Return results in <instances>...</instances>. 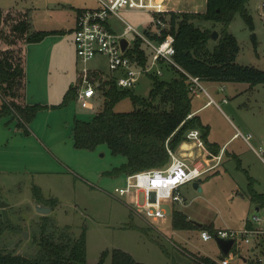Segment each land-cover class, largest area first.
Listing matches in <instances>:
<instances>
[{
    "label": "rangeland",
    "instance_id": "1",
    "mask_svg": "<svg viewBox=\"0 0 264 264\" xmlns=\"http://www.w3.org/2000/svg\"><path fill=\"white\" fill-rule=\"evenodd\" d=\"M96 4V0H0V9L34 10L37 13L36 24L45 28L69 29L77 9L96 7ZM263 6L264 0L246 2L245 8L252 18V28L239 12L227 26V31L238 41L236 62L260 70L264 69ZM120 15L139 31L146 26L155 29L153 23L148 24L152 19L148 11L122 10ZM111 24L117 33L122 32L125 26L117 18L111 19ZM195 24L201 29H211V32L216 30L220 33L223 28L221 22L211 20H196ZM62 32L64 31L56 33L67 36L59 45L56 44V49L62 45L67 51V45L72 43V33ZM135 37L136 34L131 32L127 39L133 43ZM214 43L211 39L210 48ZM44 44H49V40H44ZM7 47V43L0 38V54ZM146 51L149 52L147 49ZM34 54L33 51L32 55ZM73 59V69L66 68L65 63L54 62L45 76L47 83L50 82L61 94L70 85H81L85 69L98 71L104 78L114 75L102 54L88 62H82L75 53ZM162 68L161 79L171 80L178 75L171 68ZM32 69L33 65L27 62V73L31 74ZM89 75L94 77L93 73ZM36 78L35 75L29 76V80L34 83L32 85L39 81L35 83ZM202 83L220 105L212 104L200 116L212 127L214 139L209 141L222 145L239 130L243 134H252L250 144L254 149H264V84L250 87L245 82ZM151 87V77L142 75L133 91L136 95L147 98ZM221 87H225V90L220 91ZM32 88L34 91L28 90L24 101L27 104H34V100L39 99L35 92L37 90L33 86ZM216 89L219 90L218 94ZM190 95L195 108L198 99L194 94ZM223 97L228 99L227 103L222 102ZM104 99V93L98 92L93 109L81 107L76 100L70 101L62 107L64 111L57 120V114L52 112L57 111L56 109L40 111L26 124L29 134L18 127V120L14 119L15 121L10 122L15 126H12V131L1 134L0 205L3 202L7 205L0 207V251L28 258L38 257L42 253V217L48 216L49 225L44 234L56 242L75 239L85 232L86 264H97L103 251H108L104 264H111V255L115 250L125 251L144 264H202V257L220 260L218 256L221 251L216 241L203 240L200 228H174L170 209L164 220L152 222L133 211L128 202L113 196L114 188L125 183V175L112 176L106 174V171L124 163L126 158L123 155H113L106 144H101L94 150L74 147L72 133L75 119L90 121L103 107ZM55 101H61V97ZM132 109L134 105L129 98L114 106L116 112ZM7 119L11 118H4ZM47 122L56 123L57 127L46 126ZM51 127L50 140L41 131L49 134ZM56 141L59 142L58 146L53 147ZM184 142L185 138L175 150L181 156H188L181 153ZM251 146L241 136L231 139L224 147L219 163L195 180L201 191L193 187V182L185 184L181 188L184 201L176 203L174 209L185 212L188 220L196 225L209 226L207 230L210 227L243 229L247 221H251L254 227L264 229V215H258L257 205L249 199V177L252 172L257 176V180L253 179V189L264 193V162ZM215 161L211 159L209 165ZM34 187L39 188L41 202L45 206L51 207V200H56V205L45 215L36 211ZM254 216L259 219H254ZM237 244L236 250L229 254L231 263L251 264L260 256L259 249L249 252L246 244L241 241ZM242 256L247 259L246 262L241 259ZM216 263L227 264V260L222 259Z\"/></svg>",
    "mask_w": 264,
    "mask_h": 264
},
{
    "label": "trees",
    "instance_id": "2",
    "mask_svg": "<svg viewBox=\"0 0 264 264\" xmlns=\"http://www.w3.org/2000/svg\"><path fill=\"white\" fill-rule=\"evenodd\" d=\"M248 0H206L203 11L169 10L161 13L150 12L152 17H160L168 26L158 32L146 30L149 38L156 42L167 36L173 38L174 59L178 65L192 76L202 81L211 82H245L253 87L264 84V69L242 65L236 62L239 45L236 37L227 31V26L237 12L252 28V18L245 8ZM196 20L221 22L223 28L219 38L210 48L211 29H201ZM7 28V31L5 29ZM55 31L34 30L29 11H10L0 9V38L8 47L0 54V121L5 117L18 120V127L29 134L26 124L30 123L40 111L62 108L76 99V86L70 85L58 104H27L24 102L26 87L25 47L42 41ZM254 39V34H253ZM214 41V40H213ZM129 56L144 65L148 60L142 40L135 37L133 46L127 50ZM99 80L98 89L105 95L103 107L90 121L75 119L73 140L77 149L94 150L106 144L113 155H123L126 161L106 171L108 175L128 174L139 170L162 167L167 164L168 146L175 150L185 138L186 133L198 128L204 141L214 155L221 147L208 139L209 126L198 115L190 118L192 112L190 81L182 74L171 80H164L154 75L148 97L134 93L133 88H120L115 78H104L101 73H93ZM129 98L134 105L131 111L116 112L114 106L121 100ZM168 141V142H167ZM235 156V155H234ZM237 158V157H236ZM239 161V160H238ZM240 163V161H239ZM249 199L258 207H264V193L256 192L253 178L249 177ZM36 201H42L38 187H34ZM51 207L56 205L52 199ZM40 246L42 253L38 257L28 258L0 251V264H86V234L82 232L77 238L56 242L45 235L49 217L43 216ZM1 224V220H0ZM172 225L176 229L200 228L188 220L180 210L172 212ZM213 230V228H209ZM2 227L0 225V234ZM234 251V250H233ZM222 257L226 256L221 253ZM108 251H103L97 264H104ZM202 264H217L210 257H202ZM111 264H144L136 261L125 251H114ZM251 264H260L253 261Z\"/></svg>",
    "mask_w": 264,
    "mask_h": 264
},
{
    "label": "built area",
    "instance_id": "3",
    "mask_svg": "<svg viewBox=\"0 0 264 264\" xmlns=\"http://www.w3.org/2000/svg\"><path fill=\"white\" fill-rule=\"evenodd\" d=\"M96 3V7L83 8L77 13L76 26L73 31V43L79 60L88 62L98 54L104 55L109 68L114 72L113 77L117 86L124 89L133 88L142 75L161 77L164 70L163 66L171 68L188 78L191 83L190 93L204 92L209 97L207 104H216L220 107L219 103L204 87L203 81L199 77L189 74L175 61L174 55L176 51L172 37L167 36L164 40L156 42L146 34V30L158 32L160 29L166 28L168 26L167 21L162 20L160 17H152L148 24L153 23L155 29L152 30L146 26L142 31H139L137 27L127 23L120 15L122 10L164 12L159 0H96ZM113 17L125 24L122 32L117 33L113 28L110 21ZM261 17L264 20V6L262 7ZM131 32H134L136 37L142 40L143 47L149 50L147 52L148 60L144 65H140L127 53V50L133 46V43H130L127 39ZM123 38L127 40L125 49H122L121 44ZM91 73L100 72L83 70L81 85L76 88V102L87 109H93L96 106V97L98 92H100L98 89L100 82L96 77L89 75ZM224 90L225 87L220 88V91ZM222 102L227 103L228 99L223 97ZM193 115V113H190L187 118ZM239 136L251 146V133L243 134L237 130L235 137ZM185 142L201 150L202 154L197 157L204 156L208 164L204 165L199 160L189 161L179 155L176 150L171 149L166 143L169 155L167 164L162 167L124 174L125 183L114 188L113 196L126 203L128 202L133 211L138 212V215L149 221L164 220L168 209L173 212L174 205L184 201L181 195V188L187 183L194 182L205 172L214 168L222 157V151L218 155H213L206 148V143L198 128L190 129L186 133ZM254 151L264 162V149H260V151L254 149ZM211 159L216 161L209 165ZM254 219L258 220L259 218L254 216ZM200 234L205 241L216 240L217 238L233 239L234 243L229 254L236 250L235 247L238 246L237 243L239 241L248 246V251L251 250L250 248H252L253 252L259 249L261 252L260 256L254 261L264 264L263 228L248 227L246 225L243 229L238 230L230 228L202 229Z\"/></svg>",
    "mask_w": 264,
    "mask_h": 264
},
{
    "label": "crops",
    "instance_id": "4",
    "mask_svg": "<svg viewBox=\"0 0 264 264\" xmlns=\"http://www.w3.org/2000/svg\"><path fill=\"white\" fill-rule=\"evenodd\" d=\"M159 1L161 2L162 6H163L164 12L165 11H169V10H176V11H203L204 9L202 10V8H204L205 4H206V0H159ZM79 10L80 9H77L76 16L74 17L72 25H71V27L69 29H67V28L66 29H53V28H45L43 26H40V24H36V18H35L36 14H37L36 11H34V10H30L29 11L31 24H32V27H33L34 30L51 31V32L55 31V33L59 32V31L71 32L72 33V43L70 45L69 44L67 45V51L65 49L66 47H64L62 45H61V47L58 46L57 49H56V44L59 45L64 40L65 36H67V34L59 36L56 33V34L47 35L40 42L31 43V44L26 45V47L24 49L25 50V64H26L25 65L26 87H25L24 101H25V98L27 97V95L29 93L28 90L34 91L33 88H32V86H33V87H35V90H37L35 92H37L38 95H39L38 96L39 99L38 100H34V101H36V103H38V101H39L41 104L43 103V104H47V105H52V104H58V103L61 102V101L57 102V101H55V99H59L61 97V100H62L63 96H61V95H64L65 93L64 94H61L62 92L59 93L57 88H54L55 86L53 87V85H51L50 82L47 83V79L45 78V76L48 73V70L50 69L51 64H53L54 62H58V63H61V64L65 63L66 68L73 69V67H74L73 56L75 54V46H74V43H73V31H74V28L76 26V18H77V13L79 12ZM113 18H111V19H113ZM111 19H110V21H111ZM64 32H62V33H64ZM46 39L49 40V44H47V45L44 44V40H46ZM53 48H54V50H53ZM33 51L35 52L34 56L32 55ZM69 51H71L70 54L68 53ZM27 62L33 65V69L31 70V72H32L31 74L27 73ZM33 75H35L37 77L35 83L39 80L35 85H32L34 83L29 80V76H33ZM206 82L207 83H212L211 81H206ZM76 88H77V86H76ZM218 91L219 90L216 89L215 92L218 94ZM194 96L198 99V101H197V104H196L195 108H193V103H191V108H192L191 109L192 110L191 113H193L194 115H198L200 117L201 113L204 110H206L207 108H209L212 104H207L208 101H209V97L204 92H198V93L194 94ZM53 101H55V102H53ZM2 102H3V99H2ZM2 102H0V106H1ZM56 110L57 111H52V112H55L57 114V117H56V120H57L58 117L60 118V116L63 113L64 109L61 108V109H56ZM12 120L15 121L14 119L4 120V118L0 121V137H3V136H1V134L5 135V134H7V132H11L12 131V126H14L13 122L10 123ZM81 120H83V119H81ZM201 120H202V118H201ZM202 122L205 125L209 126L210 130H209L208 139L210 141L211 140L213 141L214 138H213V132H212L211 125L208 122H206V121L202 120ZM9 123H10V125H9ZM49 125H52V127H53V126H56V123L47 122L46 126H49ZM52 127L50 128L49 134L47 132H45V131H41V133L45 137L49 138L50 140H51V134H52ZM73 132H74V126H73ZM233 138H235V139L237 138V137H235V133L233 134V136L230 139H228L222 145H220L219 143L216 142L221 147V149H220L218 154H220V152L223 151L224 147H226V145ZM72 139H73V133H72ZM58 143L59 142L56 141L53 144V147L54 146L55 147L58 146ZM2 144H3V141H0V149H1ZM73 144H74V140H73ZM183 145H184V148H183V150H181V153L188 155V156H183V157H185L189 161L199 160L201 162V160H202V162H201L202 164H204V165L208 164L207 163L208 162L207 159L203 158L202 156L199 157V158L197 157V156L202 154V152L200 150L196 149L192 144H188V143L184 142ZM226 149L227 148H225L224 153H226ZM218 154H216V155H218ZM192 158H193V160H191ZM250 176L253 179L257 180V176L253 172H252V174H250ZM39 204L45 205L42 202H40V203L36 202L35 206L39 205ZM50 209H51V207H50ZM256 211L259 212L258 215H264V207L260 208V207L257 206L256 207ZM183 213L186 214L185 212H183ZM250 222L247 221V224H245V225H247L248 227H254L253 223H250ZM256 227H260V226H256ZM213 229H218V228H213ZM250 249H251L250 251L253 252L252 248H250ZM218 257L217 258L220 259V260H215V259H213V260L221 261L222 259H226L227 260V264H234V263H231V261H229V254L224 256L223 258H222L221 255H219ZM241 259H243L244 262H246V260H247L243 256L241 257Z\"/></svg>",
    "mask_w": 264,
    "mask_h": 264
},
{
    "label": "water",
    "instance_id": "5",
    "mask_svg": "<svg viewBox=\"0 0 264 264\" xmlns=\"http://www.w3.org/2000/svg\"><path fill=\"white\" fill-rule=\"evenodd\" d=\"M219 37V33L218 31L216 30H213L210 34V38L214 41H216ZM121 44H122V49H125L126 46H127V40L126 39H122L121 40ZM193 187L195 189H198L199 191H201V188L199 186V183L198 181H194L193 182ZM4 205H7L6 203H1L0 207L4 206ZM50 207H47L43 204H39V205H36V211L42 215H45L47 213L50 212ZM199 227L202 226V224H198ZM25 233V236H26V232ZM216 243L220 249V251L224 254V255H228L230 253V250L233 246V243H234V240L233 239H221V238H217L216 240Z\"/></svg>",
    "mask_w": 264,
    "mask_h": 264
}]
</instances>
